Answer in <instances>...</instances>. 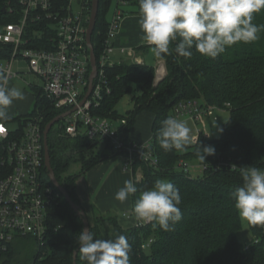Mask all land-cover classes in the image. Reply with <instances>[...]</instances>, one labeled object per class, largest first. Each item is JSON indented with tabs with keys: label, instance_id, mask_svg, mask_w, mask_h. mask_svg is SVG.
I'll return each instance as SVG.
<instances>
[{
	"label": "trees",
	"instance_id": "16d2710c",
	"mask_svg": "<svg viewBox=\"0 0 264 264\" xmlns=\"http://www.w3.org/2000/svg\"><path fill=\"white\" fill-rule=\"evenodd\" d=\"M112 3L113 0H100L92 37L97 60L108 34L106 15ZM62 5L64 2H60L59 6ZM21 17L17 0H0V27L17 23ZM253 23L261 26L259 39L251 44L233 46L215 60L195 50L191 59L186 60L175 53V44H170L171 54L160 57L166 60L167 75L158 85L154 84L156 68L146 63L127 61L105 69L111 93L105 94L100 105L92 109L94 116L116 124L121 137L130 142V131L137 117L144 111L156 115L150 144L160 164L153 168L136 157L133 168L142 167L145 176L136 184L138 191L133 195V202L142 191L151 189L158 179L170 181L181 196L179 207L183 218L172 231H164L155 223L124 229L115 213L94 214V226L90 222V232L97 239L125 235L130 245V264H264V226L249 224L254 242H240L241 220L231 197V192L243 185L240 171L233 165L264 170V11L256 14ZM54 27L46 21H30L25 37L31 38L33 30H42V41L38 43L32 39L31 44L46 46ZM149 48L142 46L139 49ZM12 50V45L0 44V63L11 57ZM0 78H4L1 71ZM30 89L35 97L31 112L16 117L8 113L10 119L6 123L18 121L22 128L40 111L44 115L45 129L63 112L42 98L40 85L32 84ZM125 96H131L133 108L120 114L118 104ZM187 101L218 107L231 114L230 121L222 128L221 137L213 142L215 153L206 155L205 160L200 158L202 148L206 146L203 135L197 144H189L184 151H165L157 141L160 122L172 117L174 108ZM123 120L125 125L121 124ZM49 149L58 181L80 206L76 193L78 179L99 164L121 158L109 142L90 140L83 127L77 138L67 136L62 128L58 131L53 128L49 135ZM190 160L199 162L198 175L191 173ZM181 162L190 169L183 168ZM74 166L79 168L76 173L71 172ZM43 175L55 193V201L48 213L47 236L43 244L31 236L17 238L6 252H0V264H74V252L79 249L77 237L84 230V222L55 188L46 166ZM30 238L36 244L33 256L27 254ZM77 264H84L78 256Z\"/></svg>",
	"mask_w": 264,
	"mask_h": 264
},
{
	"label": "built area",
	"instance_id": "2783aa9c",
	"mask_svg": "<svg viewBox=\"0 0 264 264\" xmlns=\"http://www.w3.org/2000/svg\"><path fill=\"white\" fill-rule=\"evenodd\" d=\"M22 17L17 23L0 27V44L12 45L11 57L0 63V71L7 79V87L13 80L21 78V72L15 73L16 62L24 60L29 70L40 80L42 98L62 114L74 108L78 109L63 119L64 133L72 138L86 129L88 138L93 141L109 142L114 151L124 160L125 170H134L136 157L150 167L157 168L159 158L151 144L126 142L120 135L119 127L110 120L94 116L91 111L100 105L105 94L111 93L105 76V69L114 66L113 58L120 52L129 55L131 50L117 45L123 21L138 8L139 0H113L114 11L109 20L108 34L98 61L99 74L95 88L84 106L80 107L88 87L90 68V50L86 35L91 18L93 0H17ZM60 2L64 5L59 6ZM10 12H14L11 8ZM46 21L53 24L54 32L47 45L32 46V39L42 41L44 31L33 30L31 38H26L29 22ZM135 55V54H134ZM133 62L143 64L135 55ZM158 80L162 62H158ZM229 106V105H228ZM214 106H203L197 101L179 103L173 111L176 119L188 117L196 123L205 124V119L214 116ZM216 119V118H215ZM122 125L126 121L121 122ZM44 115L37 112L28 119L24 127L12 131L6 122H0V252H6L9 246L20 237L31 236L38 242L48 233V213L55 201L54 188L44 178L45 145ZM143 153V156H141ZM186 170L190 167L181 162ZM143 180L138 175L136 184ZM148 223H139L145 225Z\"/></svg>",
	"mask_w": 264,
	"mask_h": 264
},
{
	"label": "clouds",
	"instance_id": "9594fccd",
	"mask_svg": "<svg viewBox=\"0 0 264 264\" xmlns=\"http://www.w3.org/2000/svg\"><path fill=\"white\" fill-rule=\"evenodd\" d=\"M261 11L264 0H139L138 24L142 41L157 58L171 54L169 46L174 43L175 53L186 60L191 59L193 50L215 60L233 46L259 39L261 26L253 20ZM24 99L20 89L7 87V79L0 78V122L10 119L7 109L15 100ZM190 132L186 122L170 116L160 122L157 141L165 151H184L192 142ZM214 153L213 147L204 146L200 158L205 160L206 155ZM232 167L239 169L243 179V185L231 192L240 219L264 226V170L255 166ZM137 191L133 180H126L115 199L124 203ZM180 203L175 185L158 179L151 189L139 194L133 213L139 223H155L164 231H172L183 218ZM77 242L76 255L84 264H130V245L125 235L97 239L84 229Z\"/></svg>",
	"mask_w": 264,
	"mask_h": 264
},
{
	"label": "crops",
	"instance_id": "0c3cea01",
	"mask_svg": "<svg viewBox=\"0 0 264 264\" xmlns=\"http://www.w3.org/2000/svg\"><path fill=\"white\" fill-rule=\"evenodd\" d=\"M131 11L134 13L127 16L123 21L121 34L117 40L118 47H126L131 50V53L127 56H123L119 52L116 57L113 58L115 64L133 61L132 58L135 55L145 63V55L150 51L149 49H139L142 46L148 45H146L141 39L143 33L138 24V9L134 8V10L132 9ZM158 62L159 61H157V63ZM11 83L10 85H12ZM32 84L35 85L36 83L30 82L29 86ZM31 95L34 102V93L31 92ZM19 102L20 100H15L9 109H7L10 115L14 116L18 112ZM27 114L21 115L18 113L17 116H25ZM155 121L156 115L154 113L150 111L142 112L137 117L136 122L130 131V140L140 144L151 143L154 136ZM202 135L203 134L200 132L198 135H195L192 139V144H197ZM204 138L206 137L204 136ZM143 173L142 167L133 171L125 170L124 160L120 157H115L107 162L99 164L86 174L82 175L77 181L76 193L87 215L93 217L95 213L106 214L112 212L118 215L119 224L124 229H132L136 227L139 222L136 221L133 213V195L130 196L126 202L121 203L115 199V194L124 186L126 180H134L138 175L144 178Z\"/></svg>",
	"mask_w": 264,
	"mask_h": 264
},
{
	"label": "rangeland",
	"instance_id": "374dc122",
	"mask_svg": "<svg viewBox=\"0 0 264 264\" xmlns=\"http://www.w3.org/2000/svg\"><path fill=\"white\" fill-rule=\"evenodd\" d=\"M113 11H114V4H112L110 6V8L107 12L106 19L108 21L112 19ZM149 50L150 51L145 55V63L147 65H150V66H153L156 68V76H155L154 84L157 85V83H158V70H157L158 69L157 68L158 63H157V61H160L165 65L166 75H167L166 60L162 59V58L161 59L158 58V60H157V57L154 56L153 52L151 51V48H149ZM13 70L15 73L21 72V78L13 80V83H11L12 85L9 84L8 87L9 88H11V87L18 88L26 96V99L20 100V102L18 104V112L14 115L16 117L18 113L21 115L27 114L33 108L34 102L32 100V95H31L32 91H31L30 86H29L30 82L36 83L37 85H41V83H40V80L38 79V77L30 72L28 63L24 60H20V61L16 62ZM132 108H133V103H132L131 96H125L124 98L121 99V101L118 104V111L120 114H126ZM230 118H231V114L228 110H215V114L213 117H211L209 119H205V124H201V123L198 124L188 117H182L179 120L186 122L187 126L191 130L190 135H191L192 139L195 137V135H198V133L200 132L206 137L205 138L206 146H211L215 149V144L213 142L221 137L222 131H220V129H222L223 126L226 125L230 121ZM64 123L65 122H63V120L61 121V123L59 122L54 127V130L55 131L60 130L64 126ZM7 125L10 128V130H12V131H17L20 128V123L18 121L9 122V123H7ZM207 135H208V137H207ZM190 144H192V142ZM189 164L191 167V169H190L191 173L193 175H198V173L200 172V169H201L199 162L196 160H190ZM78 171H79L78 166H74L71 170V172H74V173H76ZM143 175L145 176L144 173H143ZM89 219H90L91 225L93 227L94 226V219H93V217H90ZM238 238H239L240 242H242L244 244H247V243L254 241L253 237H251V235H250L248 222L241 220V230L238 234ZM30 241L31 242L28 245L27 254L33 256L32 253H36V244H35L34 239L30 238ZM146 244L148 245L149 242H147ZM146 252L148 253L149 250Z\"/></svg>",
	"mask_w": 264,
	"mask_h": 264
},
{
	"label": "water",
	"instance_id": "95a60500",
	"mask_svg": "<svg viewBox=\"0 0 264 264\" xmlns=\"http://www.w3.org/2000/svg\"><path fill=\"white\" fill-rule=\"evenodd\" d=\"M99 6H100V0H93L91 18H90L89 27L87 30V35H86L87 45H88L89 50H90L91 74L89 77V87H88V90H87L83 100L80 102V105H79L80 107L84 106V104L87 102V100L91 97V95L94 91V88H95V81L98 78V74H99L98 61H97V57L95 55V50H94V46H93V42H92V37H93V34L95 32V28H96V24H97V18H98V14H99ZM5 10H6V8H5ZM163 79L164 78L158 80L157 85ZM77 109H78V107L74 108L73 110H71L65 114L58 116L57 118H55L54 120H52L51 122H49L46 125L45 131H44L45 166L49 172L50 180L53 183V185L55 186V188L64 196V198L66 199L67 203L70 205L72 210H74L76 212V215L83 220L84 229H87L88 231H90V220H89L87 213L82 208V206L78 205L73 200L70 192L67 190V188H65L58 181V179L56 177L55 171L52 167L51 154H50V149H49V135H50L51 130L55 127V125L57 123H59L60 121L65 119L67 116H69L70 114L75 112ZM77 252H78V250H76L74 252V256H73L74 264H77V255H76Z\"/></svg>",
	"mask_w": 264,
	"mask_h": 264
},
{
	"label": "bare ground",
	"instance_id": "6f19581e",
	"mask_svg": "<svg viewBox=\"0 0 264 264\" xmlns=\"http://www.w3.org/2000/svg\"><path fill=\"white\" fill-rule=\"evenodd\" d=\"M165 73V68H161L160 72H159V77L161 78V76Z\"/></svg>",
	"mask_w": 264,
	"mask_h": 264
}]
</instances>
